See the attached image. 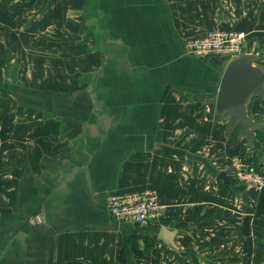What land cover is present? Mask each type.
Returning <instances> with one entry per match:
<instances>
[{
  "label": "crops",
  "instance_id": "0c3cea01",
  "mask_svg": "<svg viewBox=\"0 0 264 264\" xmlns=\"http://www.w3.org/2000/svg\"><path fill=\"white\" fill-rule=\"evenodd\" d=\"M212 31L243 32L264 69V0H0V264L262 260L264 188L217 174L234 157L264 173V132L254 151L228 135L230 59L184 48ZM249 113L264 125V101ZM142 189L157 223L107 212L108 194Z\"/></svg>",
  "mask_w": 264,
  "mask_h": 264
},
{
  "label": "built area",
  "instance_id": "2783aa9c",
  "mask_svg": "<svg viewBox=\"0 0 264 264\" xmlns=\"http://www.w3.org/2000/svg\"><path fill=\"white\" fill-rule=\"evenodd\" d=\"M244 38L243 32L212 31L203 37L187 40L184 48L188 55L196 58L216 56L231 59L242 50ZM1 146L0 140V149ZM230 172L236 183L249 194L264 188V173L250 167L243 158L232 159ZM105 208L112 217L136 226L155 224L163 215V206L151 189L110 193L105 199Z\"/></svg>",
  "mask_w": 264,
  "mask_h": 264
},
{
  "label": "water",
  "instance_id": "95a60500",
  "mask_svg": "<svg viewBox=\"0 0 264 264\" xmlns=\"http://www.w3.org/2000/svg\"><path fill=\"white\" fill-rule=\"evenodd\" d=\"M257 60V55L247 53L243 48L237 57L230 59L222 73L215 100V119L227 122L228 135L238 133L251 151L256 147L254 133L264 132L261 121L249 113L253 99L264 101V69L255 65ZM217 179L231 185L232 177L227 172H219ZM164 235L170 244L172 235L165 232Z\"/></svg>",
  "mask_w": 264,
  "mask_h": 264
},
{
  "label": "trees",
  "instance_id": "16d2710c",
  "mask_svg": "<svg viewBox=\"0 0 264 264\" xmlns=\"http://www.w3.org/2000/svg\"><path fill=\"white\" fill-rule=\"evenodd\" d=\"M232 183H234V182H232ZM263 222H264V218L262 219L260 227H259V232H260L261 237L257 238L255 241V252L258 255H260L262 260L264 259V227H263ZM262 260L255 258L253 261V264H262L263 263Z\"/></svg>",
  "mask_w": 264,
  "mask_h": 264
},
{
  "label": "rangeland",
  "instance_id": "374dc122",
  "mask_svg": "<svg viewBox=\"0 0 264 264\" xmlns=\"http://www.w3.org/2000/svg\"><path fill=\"white\" fill-rule=\"evenodd\" d=\"M92 80V79H91ZM91 80H89V81H87L86 82V87H91V85H90V82H91ZM234 158H236V157H234ZM238 158H243V157H238ZM244 159V158H243ZM246 161H247V159H245ZM248 162V164L250 165V167H252V165H251V163L249 162V160L247 161ZM231 163H232V161H231ZM231 166V165H230ZM253 168V167H252ZM261 172V171H260ZM262 227V226H261ZM263 227H264V222H263ZM263 262H264V259L262 260Z\"/></svg>",
  "mask_w": 264,
  "mask_h": 264
}]
</instances>
